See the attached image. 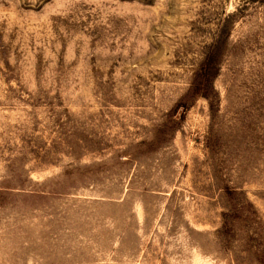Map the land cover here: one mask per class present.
Returning a JSON list of instances; mask_svg holds the SVG:
<instances>
[{"label": "rangeland", "instance_id": "rangeland-1", "mask_svg": "<svg viewBox=\"0 0 264 264\" xmlns=\"http://www.w3.org/2000/svg\"><path fill=\"white\" fill-rule=\"evenodd\" d=\"M0 264H264V0H0Z\"/></svg>", "mask_w": 264, "mask_h": 264}, {"label": "bare ground", "instance_id": "bare-ground-1", "mask_svg": "<svg viewBox=\"0 0 264 264\" xmlns=\"http://www.w3.org/2000/svg\"><path fill=\"white\" fill-rule=\"evenodd\" d=\"M112 226V225H111ZM128 259H129V257H128ZM124 261V260H123Z\"/></svg>", "mask_w": 264, "mask_h": 264}]
</instances>
